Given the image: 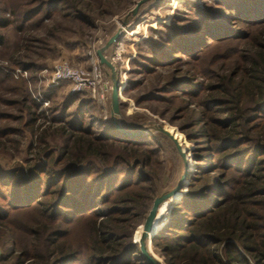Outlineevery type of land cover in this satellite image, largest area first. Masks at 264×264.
<instances>
[{
	"label": "trees",
	"instance_id": "obj_1",
	"mask_svg": "<svg viewBox=\"0 0 264 264\" xmlns=\"http://www.w3.org/2000/svg\"><path fill=\"white\" fill-rule=\"evenodd\" d=\"M135 1L0 0V50L12 29L10 68L39 71L63 38L87 43L97 21ZM162 6L171 14L137 44L126 89L162 128L131 124L121 99L120 114L107 119L84 94L69 95L60 110L50 106L59 126L39 137L44 162L0 171V264H149L138 235L163 190L169 134L188 159L186 185L165 202L168 215L148 242L166 264H264V0ZM0 92L1 143L41 128L45 108L25 80L0 68ZM22 119L23 127L7 124ZM116 122L145 131L125 135ZM172 152L179 178L184 161L176 144Z\"/></svg>",
	"mask_w": 264,
	"mask_h": 264
},
{
	"label": "rangeland",
	"instance_id": "obj_2",
	"mask_svg": "<svg viewBox=\"0 0 264 264\" xmlns=\"http://www.w3.org/2000/svg\"><path fill=\"white\" fill-rule=\"evenodd\" d=\"M139 0L135 1V4L132 6H127L118 15H115L107 20H99L96 22V28L93 31V35L90 37V39L87 41V43H81L80 40L77 37L73 38H63V44L58 45L57 51L53 56H47L43 60H39L40 70L39 71H30V77L27 78H16L12 73L11 62L9 59L6 58L5 52L6 50H10L9 53L13 52L16 47V41H17V35L12 29H8L5 32L6 39L8 40L7 48H3L0 50V68L8 72L9 75L13 78V82L25 80L28 84L29 91L33 95V93L37 92V90H40L42 87L41 82L44 81V71L48 68H51L55 62L59 60H67L70 62L73 66H85L90 67L92 64L93 59V51H95V60L99 62L97 57V50L101 48L107 40L120 28V25L122 21L124 20L125 16L136 6V3ZM163 0L160 1H150L146 4H144L141 9L139 15H137L135 18L131 20V22L126 26V28L129 29V35L132 33L134 29L140 30L141 32L139 35H130L134 36L129 39L128 42V52H134L136 55L137 52V44L141 42L143 39L147 38L149 33V28L151 24H154L156 20H167V17L169 14H171V10L165 9V6L158 7V4L160 2L162 3ZM171 3H175L177 0H170ZM114 25L115 28L110 29L111 25ZM140 24L139 27H136V25ZM133 29V30H132ZM137 35V36H136ZM82 41V40H81ZM66 43H69L67 45ZM113 46L106 51V55L110 56L112 53ZM7 53V54H9ZM100 63V62H99ZM22 68V67H16ZM102 68L104 72L110 77L108 69L102 65ZM130 73V70H129ZM40 74V76H38ZM47 73H45L46 75ZM129 77V75H128ZM130 80V77H129ZM128 88V87H127ZM126 88V89H127ZM123 90L121 101L124 103V111L127 113L129 117V121L131 124L138 125L142 128H149L154 130L155 132H158L156 128H162L160 126V123L156 120L157 116L153 113L151 109H143L136 107L134 100L129 98V96L126 94L127 90ZM42 90V89H41ZM3 93V92H0ZM5 93V92H4ZM7 97H13L14 94L7 93ZM85 96L89 97L88 95L84 94ZM69 96L67 93L66 87L59 88L53 91V95L48 98L50 100V104L48 107H44L45 111L43 114V117L46 119H42L38 124H42L41 128L38 130H31L29 131L27 128L23 129V132L20 135H13V138L17 141L11 142V141H4L3 143L0 142V171L4 173H8L11 170L15 168H19L20 170H26L31 166L42 164L44 161L40 158L39 150V137L42 134V130H45L44 127L49 126V124L53 125L54 127L59 126L58 123L55 124V122H52V113L49 110L50 106H54L57 108V110H60V105L66 98ZM16 97V96H15ZM13 97V98H15ZM73 107L71 108H74ZM95 112L99 118L107 119L109 115H111V97L109 99L108 103V113L105 115V113L99 108L98 105L95 104ZM161 108V107H160ZM8 112H11L14 116L19 115V110L17 108H5ZM160 110V109H159ZM169 115H167L168 119ZM26 119L18 120V121H8L7 124H10L11 126L16 127H23L24 122ZM170 127L171 131H174V127L170 126L169 124H166ZM164 125V126H166ZM176 136L183 137L178 133L176 130ZM48 141H51V143L59 142L56 138L54 139L52 136H48ZM171 145L168 146L166 149H164L163 154V160H164V172L161 176V186H162V193L171 190L174 188L180 179L178 178V161L176 156L172 152V148L174 149V142L172 140ZM172 147V148H171ZM168 205L169 203H164L161 205L157 220H156V227L155 231L159 226L162 225V223L165 221L167 215H168ZM147 248L149 253L159 261L160 264H166L161 252L159 249L154 248L151 245V242L147 243ZM1 248H0V256H1ZM1 264H6V262H2Z\"/></svg>",
	"mask_w": 264,
	"mask_h": 264
},
{
	"label": "built area",
	"instance_id": "obj_3",
	"mask_svg": "<svg viewBox=\"0 0 264 264\" xmlns=\"http://www.w3.org/2000/svg\"><path fill=\"white\" fill-rule=\"evenodd\" d=\"M140 24L136 25L139 27ZM141 32V28L139 30ZM139 32V34H140ZM137 34V35H139ZM136 35V36H137ZM134 36L129 35V29L124 27L122 36L113 45L112 53L107 56L110 62L115 66L120 79V95L122 98L123 90L128 87L130 61L135 56L134 52H128L129 39ZM90 67L73 66L67 60H59L51 68L44 71V81L41 82V89L33 93L34 99L40 103L43 108L48 107L50 100L45 96L46 92L66 87L69 95L86 94L96 105L107 115L108 103L111 97L112 81L104 72L102 65L95 58ZM16 78H29L30 72L25 68L12 70ZM45 73H47L45 75ZM40 76V74L38 75Z\"/></svg>",
	"mask_w": 264,
	"mask_h": 264
},
{
	"label": "water",
	"instance_id": "obj_4",
	"mask_svg": "<svg viewBox=\"0 0 264 264\" xmlns=\"http://www.w3.org/2000/svg\"><path fill=\"white\" fill-rule=\"evenodd\" d=\"M154 0H139L136 3V6L125 16L124 20L122 21L120 28L107 40V42L97 50V57L101 65L105 66L108 71L112 81V91H111V117L115 118L120 114V79L117 73L115 66L110 62L106 55V51L110 49L115 42L122 36L123 28L126 27L133 18H135L140 13L141 7L149 2ZM160 1V0H157ZM116 127L123 132L125 135H139L145 130H140L136 132H131L123 128L119 123L116 122ZM167 132V131H166ZM168 133V132H167ZM169 134V133H168ZM172 140L175 142L177 149L183 158L184 161V172L181 175L180 179L178 180L176 186L169 191L162 193L161 195L157 196L153 202V205L149 211V214L141 226L138 235V242L140 244V249L144 257L146 258L149 264H160L148 251L147 242L151 240L155 234V227H156V220L158 216L159 209L162 204H164L167 200L171 199L172 197L179 194L181 190L186 185V178L188 174V159L184 150L181 147V144L176 139L175 136L169 134Z\"/></svg>",
	"mask_w": 264,
	"mask_h": 264
},
{
	"label": "bare ground",
	"instance_id": "obj_5",
	"mask_svg": "<svg viewBox=\"0 0 264 264\" xmlns=\"http://www.w3.org/2000/svg\"><path fill=\"white\" fill-rule=\"evenodd\" d=\"M133 30V29H132ZM139 33V28L138 29H134L132 31V33H130V35H135V34H138Z\"/></svg>",
	"mask_w": 264,
	"mask_h": 264
}]
</instances>
